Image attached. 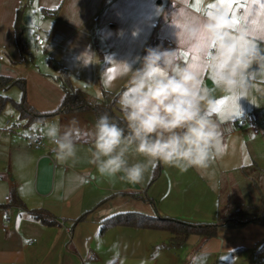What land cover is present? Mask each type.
<instances>
[{
  "label": "crops",
  "instance_id": "crops-1",
  "mask_svg": "<svg viewBox=\"0 0 264 264\" xmlns=\"http://www.w3.org/2000/svg\"><path fill=\"white\" fill-rule=\"evenodd\" d=\"M173 5L186 9L193 20L222 13L218 32L229 45L233 59L243 65V77L251 70L264 84V59H261L264 56V0H226L223 3L221 0H0V47L6 50L12 63L28 65L25 70H13L21 77H8L25 80L27 103L36 112L48 114L59 108L63 91L48 77L49 73L42 74L31 64L37 57L25 59L26 56L21 54L15 29L19 9L22 10L19 36L23 45L37 46L34 27L40 25L46 42L44 46H38L43 57L37 60L45 61L46 56L48 68L55 70V74L59 67L65 68L73 85L95 97H100L102 89L115 93L129 85L132 72L123 75L121 62L128 63L133 69L141 67L148 48L176 49L175 55L187 63L194 53L183 44L177 45L176 29L169 23ZM26 50L30 52V49ZM257 51L260 55H254ZM208 53L216 55L215 44L209 46ZM208 73L206 71L204 75V87L207 79L209 85L207 98L211 96V90L220 86ZM243 80L245 84L246 80ZM93 117L85 119L83 112L61 113L44 118L42 123H33L37 126L19 138L25 155L16 159L7 157L0 166V206L8 204L13 191L25 205V209L0 207V264H145V246L151 233L159 231L116 226L101 232L102 222L121 213L166 216L168 207L164 202L173 183L184 190L182 182L188 173H195L203 180L214 176L210 169L208 175H201L195 169L181 173L162 164L154 182L151 180L157 166L150 168L144 179L135 185L117 178L100 177L95 167L88 163L91 147L88 132L97 118ZM72 118L78 121L81 130L77 156L58 161L50 152L54 145L44 135V125L55 121L63 130ZM15 127L21 126L11 127L9 132H15ZM28 127L23 125L24 129ZM39 137L43 146L36 149L35 140ZM13 139L1 132L0 153L11 154ZM135 158L143 159L139 155ZM248 169L255 174L261 172L256 162L230 172L232 177L229 187L226 186L230 198L223 213L228 204L243 205L240 202H246L248 195L257 196V186L264 190L263 184L254 187L255 179L248 180ZM245 179L249 183L244 190ZM235 197L237 201H233ZM32 210L47 211L56 218L57 224L47 226L34 220L28 212ZM82 217L85 220L75 222ZM191 237H196L200 244L197 236ZM212 239L206 242L211 254H216L222 246L236 256L248 247L262 246L264 226L220 227ZM137 244L142 249L138 254L135 253Z\"/></svg>",
  "mask_w": 264,
  "mask_h": 264
},
{
  "label": "clouds",
  "instance_id": "clouds-1",
  "mask_svg": "<svg viewBox=\"0 0 264 264\" xmlns=\"http://www.w3.org/2000/svg\"><path fill=\"white\" fill-rule=\"evenodd\" d=\"M173 9L169 23L176 29L177 45H185L194 56L184 63L175 55L176 49L148 48L141 67L133 69L121 62L123 75L132 72L129 86L117 101L124 123L102 113L88 132V163L100 177L135 185L157 164L208 175L211 163L229 151L224 130L207 110L204 87L206 71L226 90L244 86L243 65L233 59L218 32L223 14L193 20L186 9L174 5ZM212 44L217 48L215 56L208 54ZM254 55H260L259 51ZM77 125L75 118L63 130L55 121L44 125L58 161L76 158L81 135ZM137 155L143 159H136Z\"/></svg>",
  "mask_w": 264,
  "mask_h": 264
},
{
  "label": "rangeland",
  "instance_id": "rangeland-1",
  "mask_svg": "<svg viewBox=\"0 0 264 264\" xmlns=\"http://www.w3.org/2000/svg\"><path fill=\"white\" fill-rule=\"evenodd\" d=\"M32 35V33L29 34L31 42H33ZM25 48L30 49L32 56L37 57V59L43 57L42 50L38 45H29L28 47L26 44ZM210 53H208L209 56ZM0 54L4 58L3 61H0V74L21 77V74H16L13 70H25L28 65L12 63L9 54L2 47H0ZM37 59H34L31 64L39 68L42 74L49 73V78L57 76L55 70L48 68L50 65L46 56L45 61L40 62ZM208 76L214 78L211 72L208 73ZM243 78L246 82L239 93L236 90H226L222 86H218L210 91L211 96L206 100L208 112L224 130L225 140L230 146L228 153L223 158L214 160L211 163L209 169L214 175L212 178L207 177L203 180L195 173H188L182 182L184 190L173 183V189H171L164 202V205L168 207V210L166 208V216H160V218L166 217L164 219L168 218L197 225L215 224L218 212L224 211L226 201L230 198L229 193L226 191V186L229 187L228 182L232 177L230 172H233L235 168L247 166L253 162L258 164L261 172L255 174L254 171L248 169V173L253 179H257L264 185V84L259 82V76L251 70L247 71ZM207 80L205 88L208 89ZM21 96L22 91L17 85L0 88V102L5 101V106H0V134L4 132L5 136L11 135L14 138L11 143V154L5 156L0 153V166L3 165L7 157L10 158L11 156L16 159L25 155L20 143H18L21 140L19 138L23 137L25 133L29 134L33 126H37V124H33L25 129L15 127L13 128L15 132H9L12 131L11 127L17 124L19 119L13 101H20ZM252 113L258 116V133L250 130L245 122L247 115ZM93 115H95L93 110L83 112L85 119H93ZM8 122L11 123L10 128L7 126ZM22 124L24 125V122ZM242 175L245 177L244 174ZM251 177H249V181H251ZM248 183L246 179L242 183L244 184V190ZM230 190L232 189L230 188ZM261 192L262 196L260 194H257V196L248 195L246 202L243 200L240 203L256 205L261 200L264 201V190H261ZM237 200L238 198L235 197L233 201ZM140 206H143V204ZM151 216L158 218L156 214H151ZM151 234L152 237L149 238V242L145 246V253H147L145 264H154V262L155 264H264V252H260L261 244H256L254 248L248 247V250H241L236 256L225 251L221 248L222 246L218 247L215 251L216 254H211L206 246L207 243L198 244L196 237L189 238L185 245L175 246L168 233L159 231ZM216 243L218 242L216 241ZM135 247V253L138 254L142 251L139 244ZM246 258L247 260H245Z\"/></svg>",
  "mask_w": 264,
  "mask_h": 264
},
{
  "label": "trees",
  "instance_id": "trees-1",
  "mask_svg": "<svg viewBox=\"0 0 264 264\" xmlns=\"http://www.w3.org/2000/svg\"><path fill=\"white\" fill-rule=\"evenodd\" d=\"M21 15L22 10L19 9L15 20L16 38L21 54L23 56L25 55L26 57L23 58L26 59L27 56L32 57V55L26 50L25 46L23 45L22 39L19 36ZM50 64L53 67H57L52 63ZM56 75L57 76L50 78L63 91L64 96L59 108L56 111L48 114H41L36 112L35 109L27 103L26 82L24 79L16 80L12 77L0 75V88L10 85H17L22 91L21 100L18 102L13 101L14 107L19 115L18 122L17 124H14V126L20 125L21 127H23L21 123L24 122V126L28 127L33 123H42L44 118L54 117L61 113H79L86 112L88 110H93L96 117H98L102 113H108L116 122L121 124L124 123L122 119V112L117 101L120 94L129 86L128 84L115 93L102 89L101 96L95 97L85 89L73 85L71 77L65 68L59 67L58 73ZM0 106L4 107L5 101H1ZM160 172L161 164H158L152 177V182H154L155 179L160 175ZM247 177H251V175L248 174ZM250 179L252 180L253 178L251 177ZM255 180L256 181H253L254 187L257 184H262L257 179ZM256 189L258 191V194L262 196V189H260L259 186H257ZM0 207H16L25 209V205L15 191L11 193L8 204L1 205ZM28 212L34 220L41 222L47 226H54L57 224L56 218L45 210H32ZM83 220H85L84 217L76 220L75 222L78 223ZM248 224H257L264 226L263 200H261V202L257 203L256 205L228 204L225 213H223L222 211L219 214L218 220L215 224L197 225L164 219L160 217H150L139 213H121L103 221L101 232L106 231L109 227L116 226L166 231L171 236L173 245L180 246L186 243V240L191 235L197 236L199 238L200 244H203L216 237L220 227L241 228ZM260 251H264V243L262 244Z\"/></svg>",
  "mask_w": 264,
  "mask_h": 264
},
{
  "label": "built area",
  "instance_id": "built-area-1",
  "mask_svg": "<svg viewBox=\"0 0 264 264\" xmlns=\"http://www.w3.org/2000/svg\"><path fill=\"white\" fill-rule=\"evenodd\" d=\"M34 38H35V42L38 46H44L46 40L44 38V36L42 35L41 31H40V26L37 25L34 28ZM4 58L3 56L0 55V61H3ZM245 122L246 125L249 127L250 130H252L255 133H258V116L254 113L252 114H248L247 117L245 118ZM11 123L8 122L7 126H10ZM43 146L42 143V138H37L35 140V147L36 149H40ZM50 152L53 153V149H50ZM54 154V153H53Z\"/></svg>",
  "mask_w": 264,
  "mask_h": 264
},
{
  "label": "snow or ice",
  "instance_id": "snow-or-ice-1",
  "mask_svg": "<svg viewBox=\"0 0 264 264\" xmlns=\"http://www.w3.org/2000/svg\"><path fill=\"white\" fill-rule=\"evenodd\" d=\"M221 2L223 3V2H226V0H221ZM227 2H230V0H227Z\"/></svg>",
  "mask_w": 264,
  "mask_h": 264
}]
</instances>
